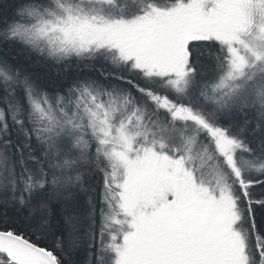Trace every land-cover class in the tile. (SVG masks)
<instances>
[{
  "label": "snow or ice",
  "instance_id": "6c2138e0",
  "mask_svg": "<svg viewBox=\"0 0 264 264\" xmlns=\"http://www.w3.org/2000/svg\"><path fill=\"white\" fill-rule=\"evenodd\" d=\"M0 264H264V0H0Z\"/></svg>",
  "mask_w": 264,
  "mask_h": 264
},
{
  "label": "trees",
  "instance_id": "16d2710c",
  "mask_svg": "<svg viewBox=\"0 0 264 264\" xmlns=\"http://www.w3.org/2000/svg\"><path fill=\"white\" fill-rule=\"evenodd\" d=\"M5 3H11V0H3ZM55 70H52V73L54 74Z\"/></svg>",
  "mask_w": 264,
  "mask_h": 264
}]
</instances>
